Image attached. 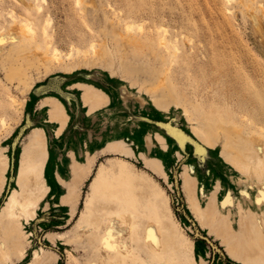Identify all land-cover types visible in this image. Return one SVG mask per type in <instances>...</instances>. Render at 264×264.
Instances as JSON below:
<instances>
[{"label":"rangeland","instance_id":"374dc122","mask_svg":"<svg viewBox=\"0 0 264 264\" xmlns=\"http://www.w3.org/2000/svg\"><path fill=\"white\" fill-rule=\"evenodd\" d=\"M44 2L38 13L34 0H0V26L10 13L37 28L48 17L52 35L50 45H28L31 35L0 45V216L11 193L36 202L22 222L25 253L0 264H97L96 220L126 210L172 225L189 264H254L231 247L245 241L237 211L264 221V200L256 201L264 169L248 177L231 160L248 153L253 134L264 153V0ZM161 27L178 52L159 44ZM56 106L63 122L52 117ZM186 174L202 209L218 191L219 206L233 212L229 233L201 217Z\"/></svg>","mask_w":264,"mask_h":264},{"label":"bare ground","instance_id":"6f19581e","mask_svg":"<svg viewBox=\"0 0 264 264\" xmlns=\"http://www.w3.org/2000/svg\"><path fill=\"white\" fill-rule=\"evenodd\" d=\"M34 1L35 3L33 5L31 4L28 6H33L38 13H41L43 9L42 2L47 0ZM77 1L80 3L83 0ZM261 3L262 2L259 4ZM9 18L10 24L8 27L0 26V45L8 41H25L28 39V35H31V38L26 40L29 41L28 45H33V43L36 45L40 42H43L45 45L51 44L52 35L49 31L50 18H43L40 23V28L35 27L31 19L23 13H10ZM142 26V23L138 24L139 28H142ZM257 26H260V23ZM124 28L126 34L132 36L131 33L134 29V23L126 22ZM161 28L163 29V36L159 39V44L166 48L171 47L175 53L178 52V44L171 39L169 43H167L165 38L167 29L164 27ZM188 38L191 40L190 36H188ZM90 46L92 50H96L94 42H92ZM57 50L59 49L54 47L49 55L44 54V56H48L47 60L49 62H52V59L56 57ZM77 50H79V52L81 51L79 48H77ZM100 103L101 101L96 99V104ZM52 117L63 122L66 118V113L63 108L56 106L52 113ZM145 138L149 144L153 142L151 134H146ZM251 140L254 142V145L250 146L251 148L248 150V153L236 154L234 151L231 164L244 175L248 177H258L259 179L262 177L261 172L264 171V153L259 145L263 142V137L253 134L251 135ZM252 146L257 147V149H253ZM257 159L259 162L256 164L255 161ZM24 179L28 187L30 183L35 181V174L29 173ZM185 184L194 200L197 201V207L201 217L211 225H215L217 220L222 221V226L228 228L226 232L229 233L232 226L231 218L233 219V212L222 210L219 206L217 197L218 191H215L209 196L206 202V209H202L201 201L196 194L195 178L186 174ZM2 185L3 181L0 176V189ZM261 191H258L256 197V201L259 203L264 200V191ZM244 196L247 197V193ZM226 201L230 203L235 202L232 196H227ZM35 207L36 202L34 197L29 195L26 191L22 193L15 192L9 195L5 205V212L0 216V218H3V216L6 217V223L3 224V222H5L3 221L2 224H0V261L10 258L12 253L21 255L25 253L23 252L22 245L23 237L26 235V232L24 231L22 222H29L33 219ZM114 208L117 207L109 206L103 208V210H112ZM255 214L256 211H244L242 215H239V211H237V219L240 220V226L245 236V241L242 246L234 244L231 247V251L243 262L264 264V221L261 216L258 217ZM82 230L88 232L90 226L84 224ZM174 231L172 225H169L168 228H164L158 220H152L150 222L137 221L132 210L117 212L111 215L105 213L96 220V237L100 236L101 241L99 246V261L97 264H174L175 262L179 264H189L187 259L190 253L183 248L180 238L175 235ZM34 253L35 263L39 262L42 256L45 255L42 248H39ZM128 259L132 260L133 263H129Z\"/></svg>","mask_w":264,"mask_h":264},{"label":"water","instance_id":"95a60500","mask_svg":"<svg viewBox=\"0 0 264 264\" xmlns=\"http://www.w3.org/2000/svg\"><path fill=\"white\" fill-rule=\"evenodd\" d=\"M209 241V240H208ZM210 242V241H209ZM211 243V242H210ZM211 245H212V243H211Z\"/></svg>","mask_w":264,"mask_h":264}]
</instances>
